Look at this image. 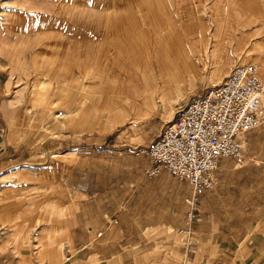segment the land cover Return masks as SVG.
Returning <instances> with one entry per match:
<instances>
[{"label":"crops","instance_id":"crops-1","mask_svg":"<svg viewBox=\"0 0 264 264\" xmlns=\"http://www.w3.org/2000/svg\"><path fill=\"white\" fill-rule=\"evenodd\" d=\"M0 37L10 39L0 45V183L16 172L52 176L33 168L41 150L75 155L64 181L70 201L49 198L58 205L40 240L47 250L38 257L22 249L27 222L13 229L22 263L168 264L173 256L180 264H264V122L243 135L240 163L219 159L191 223L190 185L165 169L146 176L152 161L134 154L188 95L175 84L165 89V55L178 70L192 55L185 72L204 90L214 49L228 55L222 69L247 51L264 82V0H0ZM8 167L16 169L6 175ZM180 230L183 239L169 238Z\"/></svg>","mask_w":264,"mask_h":264},{"label":"built area","instance_id":"built-area-1","mask_svg":"<svg viewBox=\"0 0 264 264\" xmlns=\"http://www.w3.org/2000/svg\"><path fill=\"white\" fill-rule=\"evenodd\" d=\"M263 122L264 82L258 77V67L237 64L218 84L180 105L155 141L134 154L152 161L146 176L165 169L190 185L186 220L191 223L198 198L215 184L219 159L240 163L245 151L243 135Z\"/></svg>","mask_w":264,"mask_h":264},{"label":"rangeland","instance_id":"rangeland-1","mask_svg":"<svg viewBox=\"0 0 264 264\" xmlns=\"http://www.w3.org/2000/svg\"><path fill=\"white\" fill-rule=\"evenodd\" d=\"M21 8L23 9L22 11H24V13L25 11L27 12L28 10V8L24 6H22ZM250 23L252 22L250 21ZM5 25L8 27L9 26L8 22H6ZM6 29H7L6 34L11 35V32L8 33L10 29L9 28H6ZM253 34H256L258 36L257 31L250 34V37H253ZM4 40H5L6 45L9 44L7 40H10V39L8 38L4 39L0 37V45L3 44ZM17 41H18V48H19L22 43H19V38L17 39ZM229 44H228V47H229ZM224 49H227V47ZM202 55L204 56L203 59H205V62H206L207 58H205L204 54ZM238 55H239L238 53H235L232 56V58H230L229 64L225 66L226 68L222 69L219 62L222 61V57L228 56V55L224 53H220L218 49L217 50L214 49L212 58L210 60L207 59V61H209L208 67L211 68L210 75L206 77V80L202 79L201 81H203L205 85H209V86H213L219 83L222 77L228 73L229 69L231 68L233 63H235L236 61H237L236 62L237 64L250 63V64H254L255 66H257L258 67V77L262 80L261 78L262 71L260 70L258 66V62L252 61V58H251L252 54L246 51L244 56H240V58L237 59ZM203 61L201 63H203ZM193 77H190L189 75H186L184 77V79L187 80V82H185L186 84H184L183 88L180 89L182 92L180 94L188 93V95L184 97L183 95H181L180 97H183V98L179 99L178 100L179 102L177 101L178 105L184 104L189 99V97H191L190 95L199 93L200 91L203 90L204 86L198 85L196 86L197 87L196 89H194L195 87H192L191 83H192ZM117 87H118V90L124 88L121 85H118ZM118 104L120 103L118 102ZM172 116L173 115L162 116V120L167 121L169 119H172ZM122 118H124V120L126 119L125 116H122ZM22 119L26 120V121H22V123L26 125L28 118H22ZM64 119L65 118H56V119L48 118L47 120L50 121L51 123V121L60 122V120H64ZM147 121L148 119L147 120L142 119L140 121H136L135 124L138 126H143ZM122 122L119 123L117 121L116 126L121 125ZM120 128L121 126H118L117 130ZM61 151L63 150H60L59 152ZM40 152L42 154V158H40L41 161L38 162L39 165L33 166V168H35L36 170H41L43 168L49 167L50 170H47V171H49V175L51 174L52 176H50L49 178L45 177L46 172L43 171L44 177H42L43 179L40 181L39 179L40 176L38 172L33 174V176H30V175L26 176V175H22L16 172V176L14 174H11V177H14L13 179H8L0 183V207H4V210H3L4 213H2L1 215L3 219L0 222V263L12 262L13 260H16V261H19L18 264H24L22 263L23 260L21 257L25 256L24 255L25 252L23 250H20L21 252L18 251L16 249V244L11 238L13 232L16 234L20 232L17 230H13L14 227H19L20 225L23 224V222L24 223L27 222V225L29 226L28 228L24 230V232L23 230L21 231V233H23L22 235L26 237V241H27V244L24 245L25 240L24 239L21 240V243L24 245L23 246L24 248L22 249L29 250L31 255L32 254L35 255V253L37 255L38 253V257H40V255L43 252H45V250H47V245H45L46 243L40 240L44 234L43 230L45 229V227L50 225V223L47 221L50 216L48 214L49 213L48 211L54 209L58 205L57 200L51 201L49 198H51V196L52 197L58 196L65 203L67 199L71 198L70 191L67 190V187L65 186L64 181L68 174V170L71 168V166L75 162V155L71 154L70 157H68V161H67L65 158H61L60 155L54 156V158H50L47 155L49 154L47 153V151L41 150ZM15 169L16 167H12V168L8 167L4 170L5 171L4 174L7 175L8 173L12 172ZM40 173H42V171ZM54 185L55 187L52 188ZM55 192H59L58 195H52ZM47 198L50 201L47 202ZM28 211L30 212L28 213ZM61 219H62V215H60L59 221H61ZM53 227L55 226L52 225V228ZM55 228H58V227H55ZM166 232L171 233L170 230ZM51 233L54 235H57L58 231H51ZM175 233L176 234L174 233L170 234L169 238L170 239L175 238L177 242L180 239L184 238L181 234L177 232ZM50 241L52 242L51 239ZM39 245L40 247H38ZM172 258L174 259L169 261L168 264H180L181 263L180 262L181 259L179 258L177 259L173 256ZM63 259H64V256H63Z\"/></svg>","mask_w":264,"mask_h":264},{"label":"bare ground","instance_id":"bare-ground-1","mask_svg":"<svg viewBox=\"0 0 264 264\" xmlns=\"http://www.w3.org/2000/svg\"><path fill=\"white\" fill-rule=\"evenodd\" d=\"M198 57V56H197ZM187 68H185L184 70H178L176 68V66L174 64H172L171 62V59L169 58V55H165V67H166V70H165V79H166V82H165V89L166 88H169V89H172L174 84L175 86H178V88H183V85L179 86V81L181 80L182 82H187V80L184 79V77L187 75V72H185L186 70H188V66L190 65V67L192 66V55L189 57L187 56ZM162 68V66H161ZM193 69V68H192ZM160 70V69H159ZM194 70V69H193ZM163 72V70H162ZM153 73V72H152ZM160 73V72H159ZM198 77V76H197ZM184 79V80H182ZM190 79V78H189ZM162 85V84H161ZM145 87V86H144ZM177 89V88H176ZM161 90V89H160ZM164 90V89H163ZM167 90V89H166ZM147 91V90H146ZM165 91V90H164ZM182 93V92H181ZM182 95V94H181ZM180 95V96H181ZM168 99V98H167ZM174 99V98H173ZM135 100V99H134ZM137 108V107H136ZM143 108V107H142ZM143 114V113H141ZM139 115V114H138ZM169 116V115H168ZM139 117V116H138ZM136 118V117H135ZM120 121V120H119ZM61 230L60 228H55L53 227L51 229V231H59ZM63 232V231H62Z\"/></svg>","mask_w":264,"mask_h":264}]
</instances>
